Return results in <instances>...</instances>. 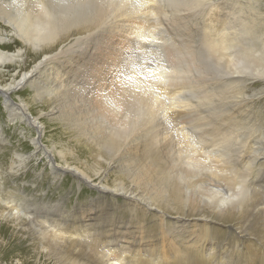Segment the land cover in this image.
I'll list each match as a JSON object with an SVG mask.
<instances>
[{"label":"bare ground","instance_id":"6f19581e","mask_svg":"<svg viewBox=\"0 0 264 264\" xmlns=\"http://www.w3.org/2000/svg\"><path fill=\"white\" fill-rule=\"evenodd\" d=\"M120 1L0 0V18L5 17L2 20L11 28V39L0 36V42L14 36L34 53L52 48L45 59L53 61L72 55L68 52L71 48L85 47L87 53L81 58L90 64L89 74H96L98 84L79 94L85 99L84 114L98 126L93 133L85 131L80 136L89 135L86 142L96 146L99 153L104 152L105 157L102 167L100 163L90 168L91 177L76 167L72 170L65 153H59L61 165L48 159L53 180L70 173L95 190L89 201L77 202L73 211L65 207L57 210L54 201L39 203L32 194L18 188L0 200V218L19 228L27 221L42 251L57 254L56 264H229L227 257L232 255L236 256L235 264H264V98L253 88L249 97L255 100L242 97L241 103L231 107L205 108L204 115L195 108L199 101L208 102L214 96L243 94L244 86L239 78L232 77L233 73L248 70L264 75V26L251 21L250 28L244 21H230L228 6L215 7L221 5L219 1L209 0L206 12L199 11L198 20L203 25L196 23L202 30L200 48L195 49L191 40L183 39L180 56L177 53L175 57L178 66L170 67L168 72H194V76L181 97L164 90V103H159L154 93L163 90L160 84L159 88L148 80L135 84L138 78L133 75L120 76L123 80L115 86L104 84L110 72L104 71L106 61L99 48L108 41L105 25L121 28L125 22L119 16ZM151 3L144 4L143 10ZM222 5H227L225 0ZM145 13L141 14L143 18ZM227 21L235 23L232 26ZM24 53L21 49L14 53L0 50V73L6 61L23 62ZM48 68L58 75L62 66ZM35 69L11 86L0 84V95L5 96L3 106L10 122L28 123L40 132L38 118L26 112L22 103L21 113L6 97L27 86ZM163 78L157 76V84ZM57 89L63 98L70 92ZM168 93L175 97L167 104ZM235 108H246L247 112L233 118L230 111ZM49 112L55 116L54 109ZM66 113L64 117L68 118ZM164 123L170 131L159 129ZM31 142L39 148L37 139ZM174 147L178 149L176 155ZM37 155L18 157L26 163ZM99 158L101 161V155ZM17 167L11 165L10 171L21 166ZM112 174L120 180L109 183L107 177ZM236 230L247 231L243 241L236 239Z\"/></svg>","mask_w":264,"mask_h":264},{"label":"rangeland","instance_id":"374dc122","mask_svg":"<svg viewBox=\"0 0 264 264\" xmlns=\"http://www.w3.org/2000/svg\"><path fill=\"white\" fill-rule=\"evenodd\" d=\"M149 1H152L150 8L143 10V7L146 6H144V4ZM186 1L187 3H190L189 6V3L186 4ZM200 1L201 2L198 0H179L178 4V0H121L120 4L123 5L121 6L119 4V7H121L119 8L121 13H119V16H121L122 21L124 20L125 22L122 26H120L121 28L105 25L104 36L108 38V41H106L105 46L99 48L101 51H103V58L106 61V63H104V71L105 73L108 71L110 72H108L109 75L104 84L107 85L109 83L111 86H115V82L123 80L120 79V76L128 77L129 75V78L133 76L134 79L138 78L135 80V82L132 78L135 84L138 81L142 83L143 80H148L149 82L154 83L157 87L160 84L163 87V90H157L154 93L155 95L157 93L159 96V103H164V94H166L164 93V90L171 93L176 92L177 98L181 97L180 93L184 91L183 89L185 85L188 83L190 78L194 76V72L182 71L183 73L178 72L177 75H173L168 72L170 67L173 68L178 66L176 65L175 57H177V53L178 57L180 56V49L183 39L188 38L189 40L187 39V41L189 42L191 40V46H195V49H199L200 45L202 44L200 43L201 41H199V39L201 40L200 31L202 30H200L199 27L203 24H200V20H198L200 19L199 16H201L199 11L203 9L206 12V7L211 5V3L209 0ZM218 1L221 5L212 6L219 8L228 6L231 18L230 21H244L250 28H252L249 25L251 21L264 26V0H225L227 5H222L224 0ZM191 2L193 6L191 5ZM194 3L196 4V7L199 4V7L196 8ZM181 5L182 7L185 5L183 9L181 8ZM138 9L139 11L141 9L143 12H146V16L144 15V18L141 16L143 12L139 14L135 12V10L137 11ZM170 9H172V13L170 12ZM175 9H178V12H180H176ZM147 10L148 12L151 10L153 12L151 11L150 14H147ZM186 10H189L190 12H187ZM181 11H184V13L186 12L187 14H185L188 16H185V14ZM167 14H170L172 17H174L172 18ZM2 19H5V17L0 18V36L6 39H11V28ZM208 22H210V20ZM227 22L230 24L232 23L229 21ZM105 23L107 24V21ZM196 23L200 26H198ZM205 23L207 24V21ZM233 23L231 24L232 26ZM177 24L178 27H176ZM218 25H220L219 22L217 23V26ZM179 26L181 29H184L181 30ZM186 27L188 29L190 28L189 32L187 31L188 29ZM183 33L185 35H189L190 33L191 37L185 36ZM175 35L177 39H175ZM12 37L14 39H12L13 41L3 40L0 42V50L6 51L8 53H14L19 49L23 50L25 52L23 56V62L14 63L12 61H6L2 68L3 73H0V84L11 86V84H15L20 81L22 75L27 74L32 70V68L35 69L36 67V73L29 77L28 85L24 88L10 92V95L8 94L6 97L8 96L7 99H9V101H11L15 106L20 108L21 113H23L24 110L20 106V103L26 106V112H28L32 117L38 118L37 122L42 127V129L39 132L40 129H35L34 126L28 123L20 124L10 122L7 111L3 106L5 96L2 97L0 95V189H3L0 192V200L2 201L9 194L11 195L13 190L23 188L26 192L32 194L37 200H39V203H53L52 201H54L56 202L55 204H57V210L63 209V207H65L66 210L73 211V206L77 202L89 201L91 199V193L94 194L95 190L90 188V186L86 183L79 181L77 176H74L70 173H66L58 177L56 180H53L50 174L51 170L47 162L49 158H52L54 164L61 165L63 162L59 157V153H65V161L70 167H72V170L76 167L79 169V172L81 171L80 173L84 174L86 177H91L93 175V171L90 169L91 167L97 164L100 165V163V167L103 166L105 157L102 155V153L104 152L99 153L96 146H91L88 142H86V138L89 136L88 134H90V132L93 133V131L96 130L95 128H97L95 126L98 125L93 123L95 120H88L87 115L84 114L87 112V109L84 108L85 99L83 98V95L79 94L85 93L91 87L97 86V76L95 77L96 74H89L90 72L88 67H90V64L86 62L84 58H81L87 53L84 46L69 49L70 51L68 52L73 53L72 55L67 54V56L63 58L60 57L59 59H54L56 61L55 62L53 59H45V57L51 53L52 48L49 50L44 48L42 51L34 53L30 48H26V46H24L20 40L14 36ZM179 37L181 38L179 39ZM144 39L148 42H145ZM174 47L175 49H173ZM89 52H92V48ZM166 54L168 57H165ZM55 65L62 66L58 75H53L52 71L48 68ZM169 74L171 76H169ZM157 76L164 77L158 84L156 79ZM232 77L239 78L240 84L244 86L243 94H239L235 97L232 95H227L225 97L214 96L208 102L201 100L195 107L196 110L204 115L203 109L205 108L231 107L232 104L241 103L242 97L249 100H255V97H249V91L253 88H256L264 98V75L257 76L256 72L243 70L237 74L233 73ZM50 85H52L51 88ZM57 87H60L62 90L70 91L68 92L70 94L66 93L63 98V96L59 94L60 90L57 89ZM54 90L56 91L55 93H53ZM171 93H168L169 99L167 100V104L171 102L170 99L175 97V95ZM56 97L58 98L56 99ZM18 99H20V102ZM63 106L65 107L63 108ZM51 109H54L56 112L55 116L54 114L50 116L49 111H51ZM69 110L73 112L70 113ZM246 112V108H235L230 111V114L233 118H238L244 115ZM65 113L71 120L65 118L66 115L64 117ZM78 118L81 119V122H79L80 119ZM77 120L82 127L81 131H79L81 127L78 122L74 123V121ZM186 121L188 122L187 119ZM89 123L91 125H89ZM84 126L88 128L86 129ZM159 129L170 131V126L164 123V125L159 126ZM85 131L89 132L87 134L88 136H80V134ZM32 139H37L38 145L40 144L38 149H35L33 146L31 142ZM161 146L163 147V144ZM95 150H97V152ZM177 151V147H174L173 153L175 155ZM33 153L38 155L31 158L30 161H27V164L18 157L27 156ZM178 153L181 154L183 152L179 151ZM99 155H101V161ZM11 165L15 167L20 165V170L18 169L15 172L10 171ZM117 178V175L115 177L112 174L107 177V181L110 183ZM118 180L120 179L118 178ZM122 180H125V177H123ZM78 185H81L83 189H79ZM43 191H45L48 195L45 196L42 193ZM0 210H2V208H0ZM150 212L155 214V209L151 208ZM27 224L28 222L24 221L23 227L19 228L11 223V221H4L0 218V264H56L55 258L57 257V254L42 251L40 247V241L37 239L35 232L32 231V228L27 227ZM228 225L229 224H222L224 227H227ZM231 229L233 230L234 228L231 227ZM236 234H238L236 239L239 241H243L245 235H248L247 231L239 232L237 230ZM263 244H261V246ZM227 258L229 264H235V255L228 256Z\"/></svg>","mask_w":264,"mask_h":264}]
</instances>
